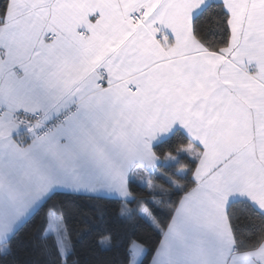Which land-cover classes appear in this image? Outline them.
<instances>
[{"label": "snow or ice", "instance_id": "snow-or-ice-1", "mask_svg": "<svg viewBox=\"0 0 264 264\" xmlns=\"http://www.w3.org/2000/svg\"><path fill=\"white\" fill-rule=\"evenodd\" d=\"M77 199L159 233L122 264H264V0H0V264H85Z\"/></svg>", "mask_w": 264, "mask_h": 264}, {"label": "trees", "instance_id": "trees-1", "mask_svg": "<svg viewBox=\"0 0 264 264\" xmlns=\"http://www.w3.org/2000/svg\"><path fill=\"white\" fill-rule=\"evenodd\" d=\"M187 139L184 133L176 131L167 139L156 144L154 149L161 155L167 151H172L175 154L177 147L182 143H187ZM178 160L188 162L187 154L179 155ZM172 171L171 168L165 170L168 175H171ZM158 180L160 185L167 187L165 175L159 176ZM140 187L142 188V185ZM58 199L73 201L70 196H61ZM74 202L84 213L76 218V223L88 226V231L81 234L78 244L81 259L85 264H122L124 250L130 238L134 237L150 248L155 246L160 239L159 233L147 225L121 226L116 220V203L111 200L85 201L77 199ZM35 223L38 226L40 222L37 220ZM109 230L115 237L116 246L111 250H104L98 246L97 236Z\"/></svg>", "mask_w": 264, "mask_h": 264}, {"label": "crops", "instance_id": "crops-1", "mask_svg": "<svg viewBox=\"0 0 264 264\" xmlns=\"http://www.w3.org/2000/svg\"><path fill=\"white\" fill-rule=\"evenodd\" d=\"M176 131H180V132L184 133L185 136L187 137L186 132H185L183 129H181V128L179 127V125H177V126L172 130L171 133H169V134L166 135V136L161 137L157 142H155L154 145H153V147H155V145L158 144L160 141H162V140L167 139L168 137H170V136H171L174 132H176ZM187 138H188V137H187ZM158 182L162 183L160 180H158ZM146 263H147V261H145V264H146Z\"/></svg>", "mask_w": 264, "mask_h": 264}, {"label": "rangeland", "instance_id": "rangeland-1", "mask_svg": "<svg viewBox=\"0 0 264 264\" xmlns=\"http://www.w3.org/2000/svg\"><path fill=\"white\" fill-rule=\"evenodd\" d=\"M185 153H180V155H184ZM147 264V263H146Z\"/></svg>", "mask_w": 264, "mask_h": 264}]
</instances>
